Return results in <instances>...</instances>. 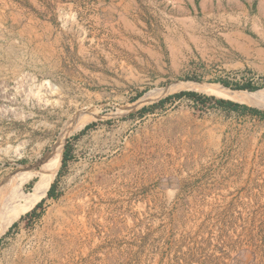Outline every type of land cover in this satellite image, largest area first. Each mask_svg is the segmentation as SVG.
<instances>
[{
	"label": "rangeland",
	"instance_id": "obj_1",
	"mask_svg": "<svg viewBox=\"0 0 264 264\" xmlns=\"http://www.w3.org/2000/svg\"><path fill=\"white\" fill-rule=\"evenodd\" d=\"M38 2L0 0V202L31 190L67 133L45 194L0 234V264H264V118L155 96L264 88V10Z\"/></svg>",
	"mask_w": 264,
	"mask_h": 264
},
{
	"label": "bare ground",
	"instance_id": "obj_2",
	"mask_svg": "<svg viewBox=\"0 0 264 264\" xmlns=\"http://www.w3.org/2000/svg\"><path fill=\"white\" fill-rule=\"evenodd\" d=\"M172 88L192 90L238 103H244L247 105H253L260 108H264V88H260L255 91H247L242 89H230L222 85L211 84L206 82L182 81L172 86L159 89L156 92L155 96L164 95L168 90ZM150 95L151 93L143 95V97L137 102L144 101ZM95 116L96 114L91 113L79 115L74 129L82 127L91 120H94ZM66 133L64 132L62 134L59 141V147L54 149L56 158L52 157V159L48 162L49 164H47L45 168L40 171L38 178L33 183L29 192H8L7 194H4L2 196L0 202V234L5 232L6 229L21 215L29 211L31 207L35 203H37L38 200L45 194L48 185L50 184L51 179L54 175L56 166L58 164L61 154L60 145L62 137Z\"/></svg>",
	"mask_w": 264,
	"mask_h": 264
},
{
	"label": "crops",
	"instance_id": "obj_3",
	"mask_svg": "<svg viewBox=\"0 0 264 264\" xmlns=\"http://www.w3.org/2000/svg\"><path fill=\"white\" fill-rule=\"evenodd\" d=\"M25 0H23L24 2ZM32 3L34 1L35 6L39 7L38 0H28ZM49 1V0H48ZM54 4V8H60L62 10L66 8H73L78 13L82 5H90V8L99 9H109L117 12L120 17L132 16L131 11L138 8V5L142 0H50ZM172 3L175 8L180 10V17L185 19H193L194 14L197 9L206 10L207 8H230V3H237L240 8L247 9L250 8L252 4L255 3V7L260 10H264V0H143L147 4H154L159 2ZM243 2H248L244 4ZM240 4V5H239ZM16 6L20 9L26 8L21 5L20 1H16ZM220 6V7H219ZM32 7V5H30ZM122 10L124 12H122ZM98 17V15H92Z\"/></svg>",
	"mask_w": 264,
	"mask_h": 264
},
{
	"label": "trees",
	"instance_id": "obj_4",
	"mask_svg": "<svg viewBox=\"0 0 264 264\" xmlns=\"http://www.w3.org/2000/svg\"><path fill=\"white\" fill-rule=\"evenodd\" d=\"M223 84L227 85L226 83H223ZM237 88L247 89V90H255L256 89V87L250 86L249 84L240 85V86H237ZM180 94H186L189 96H197V93H195V92H180L177 95H180ZM216 102L219 103L220 105L224 106V107H227L230 109H235V110L241 108V109L248 111L254 115H258L259 117L264 118V111L259 110L257 108L248 107L246 105H241V104L232 102L230 100H224V99H216ZM67 156H68V150L66 149L65 152L63 153V158H62V164L63 165L65 164V162L67 160ZM47 195L49 197H53V195H54L53 194V186L50 187V189L47 192Z\"/></svg>",
	"mask_w": 264,
	"mask_h": 264
}]
</instances>
